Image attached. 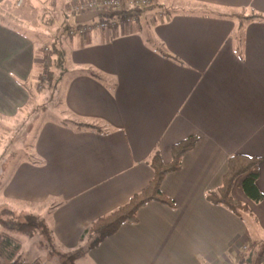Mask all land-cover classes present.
Listing matches in <instances>:
<instances>
[{
  "label": "crops",
  "instance_id": "obj_1",
  "mask_svg": "<svg viewBox=\"0 0 264 264\" xmlns=\"http://www.w3.org/2000/svg\"><path fill=\"white\" fill-rule=\"evenodd\" d=\"M13 1L0 0V9L10 12ZM72 1L61 0L59 10L51 1L47 14L63 50L54 113L43 110L51 119L36 127L30 157L6 166L0 205L41 218L54 249L77 251V264H218L234 260L248 238L261 240L262 251L264 19L239 16H264V0H120V8L140 10L135 20L67 36ZM24 5L34 18L13 17L38 24L42 15ZM39 53L37 37L0 14V117L29 108L31 82L43 72ZM191 135L197 139L180 168L161 183L175 207L149 201L135 222L89 247L84 229L149 183L153 153L167 163L173 144ZM233 154L260 158L262 200L246 196L243 176L231 189L249 218L205 197L220 186ZM17 264L47 263L20 251Z\"/></svg>",
  "mask_w": 264,
  "mask_h": 264
},
{
  "label": "trees",
  "instance_id": "obj_2",
  "mask_svg": "<svg viewBox=\"0 0 264 264\" xmlns=\"http://www.w3.org/2000/svg\"><path fill=\"white\" fill-rule=\"evenodd\" d=\"M11 12L15 14H30L32 7L28 5H24L21 8H11ZM140 10L137 7H131L129 9L120 8L118 10H110L111 17L120 16V15H131L136 16ZM77 14H74L76 17ZM33 16V13H32ZM43 16V15H42ZM105 17V16H101ZM241 18L246 19H258L263 20L264 16H258L257 14L250 16H239ZM48 20H44L45 22H53L51 18ZM74 22L78 24L75 20ZM68 24L64 25V29L68 28ZM65 33V31H63ZM55 53L57 55V64L58 62H62V54L63 50L59 48L58 42L54 40L52 42V48L50 52H46L45 56H43L44 64H43V72L46 77L47 82H51L53 80V74L50 71L49 66L51 65L50 56ZM53 82V81H52ZM51 82V83H52ZM197 139L196 135H191L178 141L173 144L171 148V160L167 163L163 162L161 156L158 151H155L150 159V165L153 169V177L149 181V183L141 189L139 192L133 194L130 199L120 205L115 210L99 216L94 221H92L88 227H86L81 235L82 239H87L89 247L96 246L102 239L106 236L114 233L118 227L125 222H135L137 220V211L138 209L145 205L149 201H158L163 204H166L170 207H175L174 200L168 196L161 188L162 179L168 172L178 170L181 166V160L183 154L191 149ZM260 162V158L257 156H249L243 154H233L230 155L227 159V169L223 175L222 182L219 187L213 190H208L205 193V197L208 201L214 204H221L228 208L230 211L235 214L241 216L242 218L251 216V211L249 208L243 204L242 202L236 200L231 195V189L234 184V181L237 177L243 176L241 182V188L252 201L258 202L262 200L263 193L258 188L256 181L258 178V164ZM10 210V208H8ZM8 211V210H7ZM13 212V210H10ZM245 211V216L241 213ZM1 212V211H0ZM6 212V211H5ZM1 216V215H0ZM23 220L11 219L10 221H6V219H2L0 217V225L3 226V229L0 230V264H17L18 256L22 248L21 241L15 237L12 232L20 231V232H30L34 229L40 228L42 233L46 234L47 241L49 244H52V234L45 224V222L40 218L37 219V216L28 213L23 216ZM16 220V221H15ZM15 221V222H14ZM264 241V238H263ZM254 243L252 238H248L246 240V250L243 249L240 253L235 255L234 260H245L247 264L246 251H251L254 256V253H257L253 250L252 244ZM60 255L66 257L69 260L70 264H75V258L77 255V251L74 252H60ZM259 253V254H258ZM258 254V263L264 264V249L259 251ZM249 263V262H248ZM200 264H209L208 262L202 260ZM223 264H227L225 261Z\"/></svg>",
  "mask_w": 264,
  "mask_h": 264
},
{
  "label": "rangeland",
  "instance_id": "obj_3",
  "mask_svg": "<svg viewBox=\"0 0 264 264\" xmlns=\"http://www.w3.org/2000/svg\"><path fill=\"white\" fill-rule=\"evenodd\" d=\"M51 1L53 0H22L20 5L18 6L15 2V0L12 2L13 8H20L24 3H30L31 6H34L35 9H37L38 14L41 16L39 17V20H37L38 24H30L26 22L25 20H20L17 17H13L17 14L11 11L8 12L7 10H1L0 14H3L4 18L6 19V22L11 23L24 33L37 37V42L39 45V54L41 56H45L46 52H50L52 48V42L55 39V28L52 23L50 22H44L45 18H51L46 13V8H50L53 12V8L50 5ZM57 9L59 10L62 6L61 0H56ZM45 6V8H44ZM64 8V7H63ZM34 9V8H33ZM15 14V15H14ZM74 14V13H73ZM18 16V15H17ZM54 19H59V16L55 17ZM38 17V16H37ZM101 17V16H100ZM34 18V14H33ZM56 25V24H55ZM56 40V39H55ZM47 48V49H45ZM57 55L55 53L51 54L50 60L51 65L49 66L50 71L53 74V82H47L46 77L44 75V72L40 74V78L37 80H34L31 82L34 93L32 102L30 103L29 108L23 110L21 109L20 112H18L15 116L10 118H2L0 117V190L3 186V183H5L7 172H5L6 166L13 165L12 163L15 162V160L20 159H26L27 157H30V152L32 150V142L34 139V136L36 134V127L39 126V124L44 121L51 119V114L54 113L52 110V106L56 102L54 94L51 93V89L53 88L54 80L58 73L60 72L61 68V62H58L59 65L56 63ZM44 64V59H43ZM46 108L48 109V113L51 115L49 116L47 112H43V110ZM52 119H54L52 117ZM3 167V168H2ZM8 206L0 205V217L2 219H6V221H10L11 219L23 220V216L28 213H18L12 208H10V211ZM8 210V211H7ZM6 211V212H5ZM244 216L246 214L245 211L241 212ZM37 219H40L37 216ZM15 220V221H16ZM14 221V222H15ZM3 229V226L0 225V230ZM12 234L15 237H18V239L22 243L21 248V257L23 259H29L34 256H38L40 259L45 261L47 264H70L69 260L66 259V257L60 255V253L56 252L54 249V246L52 244H49L47 241L46 234L42 233L40 228L34 229L30 232H20V231H13ZM263 242L258 241L256 243L252 244L253 250H257L262 248ZM244 249V248H243ZM246 250V248H245ZM256 251V252H257ZM257 252V253H258ZM251 253V255H250ZM253 253L251 251H246V260L247 264H259L258 263V254ZM244 259V258H243ZM226 260L225 262L227 264H246L245 260ZM224 261H221L218 264H223ZM249 262V263H248ZM75 264H77V261H75ZM217 264V263H214Z\"/></svg>",
  "mask_w": 264,
  "mask_h": 264
},
{
  "label": "built area",
  "instance_id": "obj_4",
  "mask_svg": "<svg viewBox=\"0 0 264 264\" xmlns=\"http://www.w3.org/2000/svg\"><path fill=\"white\" fill-rule=\"evenodd\" d=\"M21 0H17L16 4L19 5ZM150 0H137V3L141 5L149 4ZM120 0H74L71 2L70 11L74 14L87 13L92 10L97 9H105V10H118L120 9ZM47 14L53 15L52 10L46 8ZM135 20V16L131 15H120L115 17H96L89 21L82 23H74L68 26L67 29H64L65 35L73 36V35H83L87 32L94 29H107V28H115L119 25L129 23Z\"/></svg>",
  "mask_w": 264,
  "mask_h": 264
},
{
  "label": "water",
  "instance_id": "obj_5",
  "mask_svg": "<svg viewBox=\"0 0 264 264\" xmlns=\"http://www.w3.org/2000/svg\"><path fill=\"white\" fill-rule=\"evenodd\" d=\"M110 15H111V13L108 10L97 9V10H92V11L87 12V13L77 14L75 17V21L77 23H82V22L89 21V20L96 18V17H100V16L109 17ZM250 255H251V253H250Z\"/></svg>",
  "mask_w": 264,
  "mask_h": 264
}]
</instances>
